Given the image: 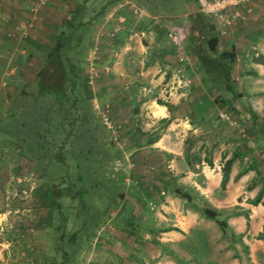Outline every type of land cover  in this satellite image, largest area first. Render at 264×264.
Segmentation results:
<instances>
[{
	"label": "rangeland",
	"instance_id": "374dc122",
	"mask_svg": "<svg viewBox=\"0 0 264 264\" xmlns=\"http://www.w3.org/2000/svg\"><path fill=\"white\" fill-rule=\"evenodd\" d=\"M36 1L24 5V22L45 6ZM101 1L105 5L92 2L82 24L90 23L93 13L103 14L109 1L123 3L116 21L123 29L131 26L126 34L132 33L137 47L128 55L129 49L123 48L120 54V33L104 40L107 31L98 27L91 28L83 43L78 42L81 36L68 37L56 54L27 49L19 56L13 45H0L6 51H0V61L5 58L0 71L9 69L12 79L22 69L25 80L16 93L12 85L7 92L0 89V264H121L122 255L139 251L137 262L123 263L145 264L147 250L169 257L173 264H215V248H228L227 235L205 215L215 209L188 187L185 179L190 175L182 172L184 165L187 171L198 170L201 161H208L209 147L217 140L222 144L236 139L237 132L219 121L225 125L219 133L215 123L203 131L188 123L198 119L196 110L191 111L196 102L214 100L218 114L234 117L233 111L241 108L244 113L241 102L247 105L245 94L250 91H257V106L264 114V72L251 71L253 58L264 54V0L239 5L236 21L218 36L219 50L230 44L236 48L229 80L237 88L234 96L240 97L226 112L217 102L220 92L210 87L192 54V46L202 38L197 24L202 16L194 0ZM193 12L200 17L192 25L195 37L188 38L187 16ZM174 30L180 32L179 50L167 36ZM74 54L81 68L71 75L69 64L60 61ZM10 56H15V70L7 66ZM163 57L166 64L161 67L157 61ZM31 58L32 68L27 65ZM155 106L163 107L165 116L154 114ZM154 143L157 147H151ZM204 146L206 156L201 158ZM167 149L178 157L171 164L165 162ZM181 150L182 157L188 154V164ZM175 190L187 196L177 197ZM167 201L179 211L174 218L162 207ZM187 207L199 210L201 218L188 231L182 224ZM170 230L183 237L180 245L158 241L161 232ZM194 233L200 236L199 248ZM201 245L202 255L197 251ZM235 251L242 264L246 252L237 241Z\"/></svg>",
	"mask_w": 264,
	"mask_h": 264
},
{
	"label": "crops",
	"instance_id": "0c3cea01",
	"mask_svg": "<svg viewBox=\"0 0 264 264\" xmlns=\"http://www.w3.org/2000/svg\"><path fill=\"white\" fill-rule=\"evenodd\" d=\"M32 1L33 0H0V45L4 47H6V44L7 46L13 45L19 56V53L23 54L27 49L43 55L51 54L56 45L57 38L61 34H68L72 37L76 36V39L81 36L78 41L83 43L84 36L89 35L88 32L91 31L93 27H98L101 30L104 29L107 31V35L103 37L104 40H110L113 37L115 39L118 36L117 34L120 33L122 35V40L118 44L120 54L122 48L123 51L129 49L126 53L127 55L131 50L137 48L135 45L133 46L131 42V39L134 37L130 35L132 33L126 34L131 26L126 30L125 27L124 29L121 27L119 21H116V18H119L118 14H123V3L109 1V4H107L108 9L105 10L103 14L95 16L97 14L93 13L92 18L90 17V23L92 22V25H89L90 23H85L83 25L82 19H86L90 13V11H88L89 6L95 1H97L99 5H105L101 0H49L48 4L37 10L35 16L31 17V20L24 22L27 12H24L23 7L24 5L26 7V4ZM43 15H48L49 18H45ZM111 18H114L115 23L117 22L115 25L116 29L112 26L115 23L109 20ZM134 25L133 22L132 27L135 28ZM124 35L125 38H123ZM90 36L86 38V41L90 39ZM5 37L12 39V43H9ZM91 41H93V38ZM92 43L94 42H91L90 45H92ZM102 46L103 45L100 44L99 48L101 49ZM232 46L233 52H236L235 46ZM4 47L0 48L2 53L6 52ZM260 56L264 57V54H260ZM14 57L15 56H10L9 59H7V66L10 67L13 65L12 61ZM1 59L0 63L4 65V55ZM164 59V57L159 58V61H157L160 62L161 67L166 64ZM243 60L245 61V59ZM33 61L34 58H31L30 64H27L31 68L34 66ZM72 63L74 64V70L77 68L80 70L81 65L76 66L75 62H70L68 64L70 65ZM16 65L17 64L13 65V70H15ZM154 65H156V63ZM252 67L253 70L251 71L264 72L263 65L253 63ZM8 70L6 72L3 71V73L0 71V89L5 88L7 92L11 88L10 85H12L13 87L15 86L13 90L16 93L18 88H21L22 84L25 82L21 75L22 69L19 75L14 76L12 79L9 76L13 74L9 75ZM32 71L36 73L37 70L34 69ZM84 71H86L85 68ZM160 71H162V69H160ZM256 76L257 74L255 77ZM172 77H175V74H173ZM159 78L163 79L162 72ZM245 95L247 105L241 102L245 107L244 113L241 112L243 108L235 110L233 111V117L230 112L225 111L229 115L230 121L219 119L211 124L213 125L215 123V130H217V132L221 131V127H225L224 124H231L233 129L237 132L236 139L232 141L226 140L222 144H220L222 141L217 140L214 146L207 149L209 153L207 154L208 156H206V146H204L201 158L206 156L208 161H205L206 163L201 161L203 165L196 171H193V169L187 171V167L184 165L185 170L182 172L183 175L187 173L190 175L187 178H183L189 181L188 187L193 189L200 199H206L211 208L215 209V227L219 229L220 233L227 235L228 248L225 250L220 247L215 248V264H238L235 251L236 241L246 252V260H241L242 264H264V114H261V110L257 106L260 104L256 96L257 91H250ZM153 113L160 115V117L165 116L163 107L155 106ZM218 121L224 124H220ZM189 124L190 123H188V125ZM189 126L195 131L197 129L203 131L212 128V126H203L201 123ZM182 141L186 140L183 139ZM151 147H157V144L154 143ZM152 151H154V149H152ZM164 151L167 153L166 163L169 162L171 164L175 159H178L177 156L173 155L170 149ZM182 153L183 150L179 152V155L181 158L184 157L188 164V154L186 153L182 157ZM228 159H232V163L229 167L228 179L224 185V189L221 190V168ZM168 166L170 165L166 167ZM186 190H188V188L184 187L183 191ZM258 193H260L259 201L253 205L251 202ZM168 203L169 201L161 206L169 211V215L174 218L179 214V211L174 207L170 208V204ZM161 206L160 209H162ZM183 218L182 224L187 231L201 222L199 210L193 207L186 208ZM160 234L162 237L159 238L158 241L169 247L176 244L180 245V242L183 241V237L176 236L172 230L164 231ZM257 236L261 237V239H257ZM194 239V242H197L199 245L201 242L200 236L194 233ZM194 246H196V244H194ZM195 249L196 248L193 250L195 251ZM198 252H200V250H198ZM141 255L142 253L140 251L138 254L132 252L130 256L122 255L120 258L122 260L121 264H124L123 262L125 260L132 259L134 260L133 263L137 262ZM144 263L173 264V262L169 260V257L158 253L151 255L148 250L144 257Z\"/></svg>",
	"mask_w": 264,
	"mask_h": 264
},
{
	"label": "trees",
	"instance_id": "16d2710c",
	"mask_svg": "<svg viewBox=\"0 0 264 264\" xmlns=\"http://www.w3.org/2000/svg\"><path fill=\"white\" fill-rule=\"evenodd\" d=\"M48 4V3H47ZM46 5V4H45ZM199 14L197 12H193L191 14H189L187 16V20L188 23L191 25V29H189V34H188V38H194V34H193V29L195 27H192V25H194V18L198 17ZM202 16V20L198 21V29L200 30L199 33H202V38L197 41V46L193 45L192 46V54H194V56H196V60H197V64H198V68L200 69V71L202 72V75L205 78H209L208 82L210 83V87H212L213 89H216L218 92H220V99L217 100L218 103H220V108L224 109L225 111L231 110V105L232 102L234 101V99H238V95L235 94L234 96V91H236V86L234 83L230 82L229 80V73L231 71V66L233 63V44H230L229 46H227L226 48H224L223 50H219L217 48V44H218V36H219V32L216 28V26L214 24H212V22ZM200 17V16H199ZM205 18V20H204ZM228 28V27H227ZM225 28V31L226 29ZM209 34L208 38L206 37V35ZM67 37V38H64ZM68 37H70L72 39V36L67 35H60L57 38V42L56 45L53 49V54H56V50L59 47V45H61L62 43H64V41H66L68 39ZM63 41V42H62ZM72 43H74V40H71ZM187 38H186V42H187ZM79 42V41H78ZM185 42V41H184ZM186 42L184 43V45H186ZM80 43V42H79ZM226 50V51H224ZM76 57V55H72L70 58H62L60 62L66 61L67 63L70 62H76L74 60V58ZM56 61V60H55ZM253 63L255 64H260L264 66V57L262 56H258L253 58L252 60ZM58 67L60 68V71L62 70L61 66H59V63L57 62ZM62 66L65 65L66 63H61ZM76 65V64H75ZM77 66V65H76ZM68 69L71 71V75H74L76 72L80 71L78 68L76 70H74V64H70L67 65ZM73 68V70L71 69ZM215 72V77H209L211 72ZM227 96H230V99L226 98ZM240 97V95H239ZM226 99V100H225ZM213 103L215 104L214 100ZM212 102H209V104L205 101L202 102H196L194 103V108L191 109V111H195L197 113V118L196 120H189V123L191 125L201 123V125L210 127L211 124L214 121H217V116H218V111L215 110V106H213ZM153 141H151L150 143H152ZM189 163V162H188ZM232 163V159H228L224 162L222 168H221V180H220V189L223 190L224 189V185L228 179V171H229V167ZM177 197H183L184 195L187 196V194H184V192H181L180 190H175L173 192ZM260 198V193H258L254 200L251 202L253 205L255 203H257L259 201ZM192 198L189 196L187 202H191ZM203 207V206H202ZM201 207V208H202ZM203 212V210L200 209V212ZM205 213V212H204ZM210 213V211H209ZM205 215L211 219H213L215 221V210L212 214V212L209 214L205 213ZM222 224V223H221ZM257 239H261V237L257 236ZM203 243V242H202ZM201 243V244H202ZM199 248V245H198ZM202 249V250H201ZM201 249L200 250V255H202L204 253L205 247L202 248L201 245ZM198 251V249H197ZM168 253H170V251L167 250Z\"/></svg>",
	"mask_w": 264,
	"mask_h": 264
},
{
	"label": "built area",
	"instance_id": "2783aa9c",
	"mask_svg": "<svg viewBox=\"0 0 264 264\" xmlns=\"http://www.w3.org/2000/svg\"><path fill=\"white\" fill-rule=\"evenodd\" d=\"M49 0H37V6L45 5ZM198 12L204 17L208 18L212 24H214L219 32V35L225 34V28L229 27L236 18L238 13L236 8L246 2L247 0H194ZM168 38L172 44L179 50L180 49V32L174 30L167 33ZM181 60V58H179ZM90 66V65H89ZM91 69V67H89ZM177 83H180L178 76L175 77ZM149 90H147L148 92ZM218 117L225 121H228V115L226 113H219ZM108 119V117H107ZM109 120V119H108ZM108 129V128H107Z\"/></svg>",
	"mask_w": 264,
	"mask_h": 264
},
{
	"label": "clouds",
	"instance_id": "9594fccd",
	"mask_svg": "<svg viewBox=\"0 0 264 264\" xmlns=\"http://www.w3.org/2000/svg\"><path fill=\"white\" fill-rule=\"evenodd\" d=\"M198 10V9H197Z\"/></svg>",
	"mask_w": 264,
	"mask_h": 264
}]
</instances>
